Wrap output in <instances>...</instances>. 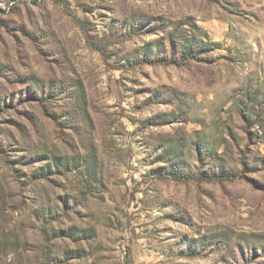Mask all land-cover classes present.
I'll return each instance as SVG.
<instances>
[{"label": "rangeland", "instance_id": "obj_1", "mask_svg": "<svg viewBox=\"0 0 264 264\" xmlns=\"http://www.w3.org/2000/svg\"><path fill=\"white\" fill-rule=\"evenodd\" d=\"M0 264H264V0H0Z\"/></svg>", "mask_w": 264, "mask_h": 264}]
</instances>
